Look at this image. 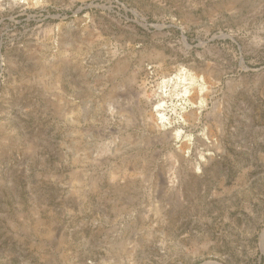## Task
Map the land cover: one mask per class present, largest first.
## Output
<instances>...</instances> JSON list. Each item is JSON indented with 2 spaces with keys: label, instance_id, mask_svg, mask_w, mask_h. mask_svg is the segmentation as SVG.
<instances>
[{
  "label": "rangeland",
  "instance_id": "obj_1",
  "mask_svg": "<svg viewBox=\"0 0 264 264\" xmlns=\"http://www.w3.org/2000/svg\"><path fill=\"white\" fill-rule=\"evenodd\" d=\"M263 234L264 0H0V264H264Z\"/></svg>",
  "mask_w": 264,
  "mask_h": 264
},
{
  "label": "bare ground",
  "instance_id": "obj_2",
  "mask_svg": "<svg viewBox=\"0 0 264 264\" xmlns=\"http://www.w3.org/2000/svg\"><path fill=\"white\" fill-rule=\"evenodd\" d=\"M24 1V0H23ZM184 93L186 94L187 93V91L186 90H184ZM161 119H163V117H161ZM264 235V234H263Z\"/></svg>",
  "mask_w": 264,
  "mask_h": 264
}]
</instances>
